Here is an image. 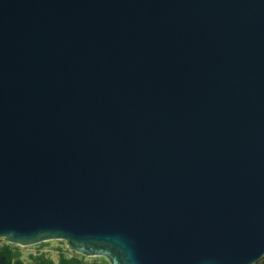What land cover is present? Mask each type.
<instances>
[{
	"label": "water",
	"instance_id": "water-1",
	"mask_svg": "<svg viewBox=\"0 0 264 264\" xmlns=\"http://www.w3.org/2000/svg\"><path fill=\"white\" fill-rule=\"evenodd\" d=\"M0 239L262 261L264 0H0Z\"/></svg>",
	"mask_w": 264,
	"mask_h": 264
},
{
	"label": "rangeland",
	"instance_id": "rangeland-1",
	"mask_svg": "<svg viewBox=\"0 0 264 264\" xmlns=\"http://www.w3.org/2000/svg\"><path fill=\"white\" fill-rule=\"evenodd\" d=\"M7 242L5 240L0 239V245H4ZM17 247V246H14ZM22 257V261L26 264L32 263V260L30 258L31 254L37 253V254H45L47 258L52 259L55 264H58L59 258L62 253H64L67 256H74L78 255L73 253L66 245L65 242L60 241H53L44 243L43 245L31 247L28 249H24L22 247H18ZM86 262L93 263L94 261L98 262V264H110L109 261L105 258H88L85 257Z\"/></svg>",
	"mask_w": 264,
	"mask_h": 264
},
{
	"label": "trees",
	"instance_id": "trees-1",
	"mask_svg": "<svg viewBox=\"0 0 264 264\" xmlns=\"http://www.w3.org/2000/svg\"><path fill=\"white\" fill-rule=\"evenodd\" d=\"M5 258L7 264H26L22 261L21 253L18 247H14L12 245H3L0 246V258ZM32 263L28 264H55V262L47 258L45 254H38L36 256L30 255ZM86 258L81 255L67 256L64 253L61 254L58 264H98V262L94 261L93 263L86 262ZM258 264H264V259L260 261Z\"/></svg>",
	"mask_w": 264,
	"mask_h": 264
},
{
	"label": "built area",
	"instance_id": "built-area-1",
	"mask_svg": "<svg viewBox=\"0 0 264 264\" xmlns=\"http://www.w3.org/2000/svg\"><path fill=\"white\" fill-rule=\"evenodd\" d=\"M4 240V239H3ZM5 242H7L6 240H5ZM7 245H9V243L7 242L6 243ZM6 244H4V245H6ZM0 246H3V245H0ZM22 248H24V247H22ZM31 248V247H30ZM24 249H28V248H24ZM31 255H34V256H36V255H38L37 253H34V254H31Z\"/></svg>",
	"mask_w": 264,
	"mask_h": 264
}]
</instances>
